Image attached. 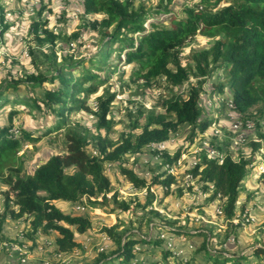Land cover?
Listing matches in <instances>:
<instances>
[{
    "label": "trees",
    "instance_id": "1",
    "mask_svg": "<svg viewBox=\"0 0 264 264\" xmlns=\"http://www.w3.org/2000/svg\"><path fill=\"white\" fill-rule=\"evenodd\" d=\"M172 2H162L156 10H146L144 7L131 8L129 0H84V17L102 16L90 23L92 30L101 36V45L96 54L90 59L78 62L73 57L59 62V58L55 56L51 63L56 67L54 75L33 73L26 80L11 78L0 86V109L13 104L3 98V94L9 90H18L20 85L44 91L42 98H30L27 105L31 104L30 113L39 121L48 118L55 121V117L59 118L42 128L45 130L44 135H48L58 127L66 125L69 114L79 111L93 112L86 99L109 82L96 72L104 71L105 65H109L106 61L114 53L118 59H122L124 55L126 66L131 67L132 77L144 79L146 85H151L163 77L168 87L174 91L189 82L191 76L199 80L196 85L190 84L186 96L174 92L170 98L164 100L163 111L141 106L135 115L130 112L131 117H136L132 128L140 132L136 134L131 130L117 141L108 137L113 124L108 117L116 94L110 93L105 86L103 93L96 98L97 110L93 112L97 117V135L93 136L96 141V154L88 152L87 137L74 124L75 126L71 125L66 130L62 153L51 156L31 174H27L24 158L18 152L22 141L37 143L43 135L34 136L32 132L22 130L19 138L12 136L10 130L17 111H9L6 124H0V180L7 186V190L3 192L4 209L0 210V235L8 218L16 221L32 218L31 238L39 232L47 235L56 233V243L61 253L67 254L77 249L80 244L75 238V232L80 235L87 233L91 230L92 223L83 216L64 214L55 205L56 201L82 203L86 198L93 208L110 207L111 212L131 210V202L122 200L119 193L109 196L112 193V182L104 170L106 163H117L121 174L134 189L146 190L149 201L155 200V195L151 192L152 186H160L165 197L172 195V188L178 184L176 175L167 174L166 171L156 173L149 184L135 171L126 167V156H138L153 144L168 142L172 134H177L186 125L191 127L188 135L190 144L195 137L206 132L211 122L200 120L202 111L199 105L202 86L206 83L204 79L213 73L221 71L215 91L222 94L226 88L229 89L231 102L241 120L255 117L260 119L264 116V0H200L197 7H186L183 10L185 18H174L169 26L152 22L147 31L146 21L154 15L171 13L169 5ZM46 26L47 22H36L32 33L40 45H55L60 33L55 34L45 28ZM197 34L212 38L213 45L193 52L192 64L186 66L180 54L186 41ZM72 37L78 39L79 33H74ZM78 68L81 69V75L75 77L73 70ZM56 82H59V87ZM46 84L52 87L49 88ZM51 126L54 128H50ZM102 129L106 130V136H102ZM260 138L264 139V135H260ZM211 147L224 155L223 162L220 163L219 158H209L204 150L205 153L203 152L195 166H191L189 173L203 185L205 192L212 187L210 203H220L224 219L232 228L240 229L244 221L234 224L233 220L237 215L241 186L250 173L253 160L244 156L237 160L232 151L220 149L218 146ZM252 147L251 154H255L261 146L252 142ZM159 151L153 152L160 160L159 171L176 164L182 155L181 150L174 155L167 150ZM188 190L193 192L191 187ZM183 192V188H178L179 197ZM135 199L137 204L140 203ZM146 208L147 206L142 207ZM118 228L116 224L106 227L104 232L117 245L111 256L116 255L122 264H129L135 257L132 252L136 244L150 243L157 247L163 244L160 239L148 242L140 235H120ZM177 233L189 232L179 230ZM199 235L206 236L204 233ZM207 245V241H204L196 252H204L212 260V264H242L244 260V257L221 258L222 256H218ZM159 250L163 264H171V259H176L170 250ZM251 256L264 257V248H254ZM110 258L109 254L101 253L98 262L112 260Z\"/></svg>",
    "mask_w": 264,
    "mask_h": 264
},
{
    "label": "rangeland",
    "instance_id": "2",
    "mask_svg": "<svg viewBox=\"0 0 264 264\" xmlns=\"http://www.w3.org/2000/svg\"><path fill=\"white\" fill-rule=\"evenodd\" d=\"M170 1H173L169 5L172 12L154 15L152 19L147 20L145 24L147 31L152 22L169 26L174 18H185L183 10L186 7H197L200 0H129L131 8L144 7L146 10H156L162 2ZM83 2L84 0H0V86L11 78L26 80V77L33 73L54 75L56 67L51 63L55 56L59 58V62L64 59L70 60L71 57L78 62L82 59H90L96 54L101 45V36L92 30L90 23L102 16L84 17ZM40 12H42L41 15ZM36 22H47L45 28L55 34L60 33V38L55 45L38 43L32 33V27ZM74 33H79V38L76 40L72 37ZM213 42L212 38L202 34L190 37L180 54L183 64L191 65L192 53L210 48ZM136 45H138L137 41ZM106 64L109 65H105L104 71L96 73L108 79L106 88L110 90V93L116 94L108 117L113 121L108 137L114 141L119 140L122 135L128 134L131 130L136 134L140 132V130H133L136 117H131L130 112L135 115L141 106L163 111L164 100L170 98L174 92L186 96L190 84L196 85L199 82L191 76L189 82L172 91L163 77L158 78L151 85H146L142 78L132 77L131 67L126 66L124 55L122 59H118L114 53ZM80 70L79 68L73 70V76L81 75ZM220 74L221 71L213 73L204 79L206 83L202 86L199 105L202 111L200 120L211 122L210 128L203 134L196 135L194 142L190 144L188 135L191 127L186 125L177 134H172L170 140L164 143L163 150H167L171 155L181 150L182 155L186 156L182 164L174 169L178 184L172 188V195L165 197L160 186H152L151 192L154 193L155 200L149 201L146 190L134 189L121 174L117 163H106L104 170L112 182V193L109 196L119 193L122 200L131 202L130 211L111 212L110 207L93 208L86 198L82 203L56 201L55 205L64 214L83 216L90 219L92 223V228L87 233L80 235L75 232V238L80 246L67 254L58 250L56 233L47 235L39 232L30 237L32 218L17 221L8 218L0 235V264H122L116 255L111 256L115 253L117 245L104 232L106 227L116 224L119 226L117 231L120 235L126 233V235H140L148 242L156 239L163 241L161 247L150 243L136 244L132 252L135 257L129 264L141 262L142 264L155 262L163 264L159 248L170 250L176 257L171 259V264H212V260L204 252L200 254L196 252L204 241H207V247L217 252L218 256H222L221 258L244 257L242 264H264V257L251 256L254 248H264V139L260 138V135H264V116L260 119L255 117V119L241 120L235 109L229 106V102L232 101L229 89L226 88L222 94L215 91ZM45 86L52 87L48 84ZM56 86H60L59 82H56ZM105 86H101L96 94L86 99V103L93 112L97 110L96 98L103 93ZM43 95L42 89H33L24 85H20L18 90H9L3 94V98L10 100L13 104L0 109V124L7 122L9 111L16 110L17 115L10 130L12 136L19 138L22 130L32 132L34 136L43 135L37 143L22 141L18 155L24 158L27 174L33 173L35 168L51 156L62 153L66 130L74 124L78 125L87 137L88 152L96 154V141L93 136L97 135V117L93 112L71 113L66 125L44 135L45 130L42 128L54 120L48 118L39 121L30 113L31 104L27 105L30 103V98H42ZM58 120L59 118L55 117L54 122ZM237 121L243 124L242 130H235L234 125ZM140 122L143 124V119ZM248 123L252 125L251 129L246 128ZM53 126L50 128H54ZM215 129L219 131L220 137L213 135ZM100 132L102 136L107 135L105 129ZM242 135L245 136V142L236 144L235 142ZM252 142L259 143L261 146L255 154H251ZM207 146H218L220 149L232 151L237 160L241 156L253 160L250 173L241 186L237 215L233 220L234 224L244 221L240 229L229 225V222L224 219L222 209L219 213L220 203H210L212 187L205 192L203 185L193 179L192 174L189 173L191 166L196 165ZM156 150L160 148L150 146L138 156H126V167L135 171L149 184L156 173L164 172V170H158L160 160L153 153ZM190 187L193 192L188 190ZM178 188L184 189L181 197L178 196ZM5 190L7 186L0 180V210L4 209L3 192ZM143 206L147 208L142 209ZM242 208L245 210L242 211ZM179 230L189 233L179 234L177 233ZM201 233L206 236L199 235ZM101 253L109 254L112 260L98 262Z\"/></svg>",
    "mask_w": 264,
    "mask_h": 264
},
{
    "label": "built area",
    "instance_id": "3",
    "mask_svg": "<svg viewBox=\"0 0 264 264\" xmlns=\"http://www.w3.org/2000/svg\"><path fill=\"white\" fill-rule=\"evenodd\" d=\"M229 106L231 108H234V104L230 101L229 102ZM234 128L235 130L239 131V130H242L243 128V124L240 122V121H237L234 125ZM246 128L247 129H251L252 128V125H250L249 123L246 125ZM215 136L217 137H220V133L218 130L215 129V132L214 134ZM245 142V136L242 135V136H239L238 140L235 142L236 144H243ZM153 147H159L160 148V151L159 152H162V151H165L163 150L165 148V144L164 143H161V144H158V145H152ZM206 152L208 154V157L209 158H219L220 159V163L223 162V159H224V155L223 154H220L219 152H217L214 148L212 147H206ZM186 158L185 154H183L181 156V158L176 162V164H174L173 166L171 167H166L164 169V171H166L167 174H174V169L177 167V166H180L182 163V161ZM193 166V165H192ZM175 175V174H174ZM219 213H221V208H219ZM248 219V218H247ZM248 221V220H247Z\"/></svg>",
    "mask_w": 264,
    "mask_h": 264
},
{
    "label": "crops",
    "instance_id": "4",
    "mask_svg": "<svg viewBox=\"0 0 264 264\" xmlns=\"http://www.w3.org/2000/svg\"><path fill=\"white\" fill-rule=\"evenodd\" d=\"M218 141V140H217ZM191 148V147H190Z\"/></svg>",
    "mask_w": 264,
    "mask_h": 264
}]
</instances>
